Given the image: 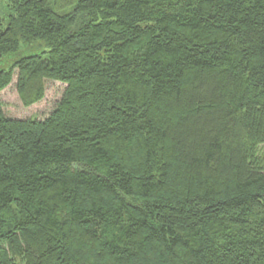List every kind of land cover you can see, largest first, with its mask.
Wrapping results in <instances>:
<instances>
[{"label": "trees", "instance_id": "1", "mask_svg": "<svg viewBox=\"0 0 264 264\" xmlns=\"http://www.w3.org/2000/svg\"><path fill=\"white\" fill-rule=\"evenodd\" d=\"M0 264H264V0H0Z\"/></svg>", "mask_w": 264, "mask_h": 264}, {"label": "rangeland", "instance_id": "2", "mask_svg": "<svg viewBox=\"0 0 264 264\" xmlns=\"http://www.w3.org/2000/svg\"><path fill=\"white\" fill-rule=\"evenodd\" d=\"M16 72L12 76V81L2 91H0V102L2 110L8 117L21 119H45L47 118L57 103L61 100L65 90V84L55 80H46L44 84V96L39 102L25 107L16 89Z\"/></svg>", "mask_w": 264, "mask_h": 264}]
</instances>
